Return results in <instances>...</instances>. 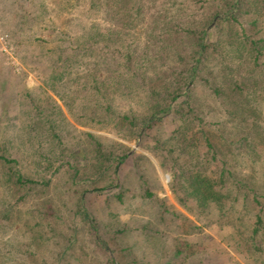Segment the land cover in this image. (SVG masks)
<instances>
[{
	"label": "trees",
	"instance_id": "obj_1",
	"mask_svg": "<svg viewBox=\"0 0 264 264\" xmlns=\"http://www.w3.org/2000/svg\"><path fill=\"white\" fill-rule=\"evenodd\" d=\"M109 2L110 19L126 28L122 32L128 38L118 42L123 51L116 48L122 54L111 52L107 58L92 46L75 47L67 54L59 46L48 59L51 67L62 70L51 76L58 82L52 92L62 104L48 95L42 108L33 99L38 119L30 126L37 134L28 141L31 150L24 149L22 157L0 152V264H200L195 255L202 241L171 233L180 213L176 207L161 202L154 216L135 228L128 227L121 214L109 213L112 205L125 203L118 192L125 180L118 166L132 159L137 176L150 160L130 154L131 147L117 139L92 132L75 140V125L61 106L78 124L107 119L122 127L118 132L126 141L140 137L142 148L165 171L170 169L175 197L182 191L184 198L207 205L206 198L221 200L231 191L219 189L229 182L259 202L251 176L242 173L254 169L264 147V0ZM217 15L222 17L206 31ZM137 22L145 28L144 46L127 31ZM40 62L34 56L32 63ZM82 63L88 70L89 64L96 68L62 80L71 73L67 70H78ZM246 92L250 98L243 99ZM188 118L195 121L194 133L204 139L206 154L197 153L196 159L185 149L179 152L180 138L190 135ZM44 136L49 148H55V142L60 150L45 152ZM209 171L217 177H210ZM105 193L103 205L91 198ZM104 214L112 215L111 220ZM257 220L250 235L239 229V238L231 236L236 246H246L256 264H264L260 215ZM9 234L18 236L16 244L6 239Z\"/></svg>",
	"mask_w": 264,
	"mask_h": 264
},
{
	"label": "rangeland",
	"instance_id": "obj_2",
	"mask_svg": "<svg viewBox=\"0 0 264 264\" xmlns=\"http://www.w3.org/2000/svg\"><path fill=\"white\" fill-rule=\"evenodd\" d=\"M109 9V0H100V2L97 0H0L1 153L6 150L8 155L22 157L24 149V151L31 150L28 141L37 134L36 130L30 129V126L33 121L38 119L37 116L33 115L36 109L32 106L33 102L31 101L33 99L37 100V104L38 102L41 103L42 108L48 95L62 104L51 89L58 86L56 79L51 77L52 74L55 72L57 74L62 70L51 67L48 55L53 52L58 53L59 46L67 54H70L75 47L83 46H92L103 52L107 58H110L111 52H114L116 57L118 54H122V52L117 53L116 48L123 51V47L118 42L128 38L122 32H125L126 28L118 26L110 19ZM22 13L26 15L24 20L19 18ZM220 17L222 15H217L206 31ZM261 28L260 33L264 35V26ZM127 31L131 36L133 35L137 40H140L141 46L146 45L143 24L137 22L129 26ZM228 52L230 56H233V49L228 50ZM34 56L38 57L41 62L32 63ZM84 59L92 61L90 57H83ZM81 65L78 70L73 69L74 66L67 70L71 73L63 76L62 80L65 81V78L72 79L79 74L84 75V72L94 71L96 68L95 65L89 64L88 67L91 68L88 70L87 67H83V63ZM190 86L191 81L186 90ZM248 98H250V94L246 92L243 99ZM239 101L242 99L240 98ZM51 105L55 104L52 102ZM61 108L69 122L75 125V140L83 139L86 132H92L98 136L117 139L131 147L130 154L141 153L150 160L144 162L145 166L137 176L132 169L134 164L132 159L127 160L122 166H118L119 176L124 177L123 180L125 179L121 190L118 192L123 195L125 203L112 205L110 214H121L122 220L127 221L128 227L135 228L148 215L154 216L157 205L161 202H167L166 204H170L173 208L176 207V210L180 212L176 214L178 217L174 219V231L171 233L180 235L189 241L206 243H200L199 252L195 255L200 264H256L254 255H250L245 245L236 246L237 243L233 241L231 233H236L235 239L236 237L239 238V229L246 232L243 235H247V231L250 235L253 228L257 226V222L254 224L255 221H258L257 215H260L258 233L260 239L261 236L264 237V147L260 151L261 155L253 163L254 169L244 168L242 173L251 176L250 181L258 190L260 203L256 202L253 193L244 197L242 190H234L228 182L224 188H219L224 192L228 191V188L231 190L223 199L214 200L212 197H208L206 198L207 205H199L202 203L197 204L192 196V198H184L182 191L175 193L177 197L173 195L170 190L171 171L169 162L162 159L166 168L169 169L165 171L159 160L151 152L142 148L140 137L137 140L126 141L119 134L122 127H117L115 121L107 119L104 122L94 124L86 121L83 124H78L67 114L65 107L61 106ZM122 109H127V106L122 105ZM194 122L192 118L185 119V123L189 125L190 135H182L180 138L181 149L179 152L185 149L196 159L197 153L200 157L206 153L203 149L202 134L196 135L194 133L196 129ZM166 129H171L170 125H166ZM38 132L43 134L41 130ZM42 139V148L45 152L48 149L49 151L55 149L57 152L60 150L59 147L55 146V142V148H49L51 144L49 145L50 140L48 141L46 136ZM197 139L200 140L201 144L198 145L197 143L195 146ZM214 168V170L218 169L215 165ZM208 173L212 178L217 177L213 172L209 171ZM148 190L151 195L147 194ZM106 195L107 193L103 195L92 194L91 198L98 205L103 203ZM180 197L183 199L179 200ZM91 198L89 199L90 202ZM110 214H104L106 221L111 220L112 215ZM165 217L169 218L170 216L167 214ZM11 235H7L6 239L10 238V242L16 244L19 239L18 236L11 238ZM252 240L253 238L250 241ZM263 243L264 239L262 242L259 241L260 245ZM200 249L202 250L200 251ZM260 249L262 254L264 246H260ZM192 258L193 256L190 255L187 261H191Z\"/></svg>",
	"mask_w": 264,
	"mask_h": 264
}]
</instances>
